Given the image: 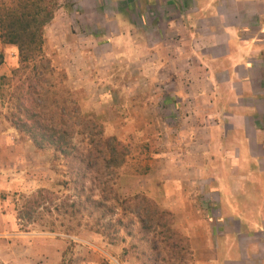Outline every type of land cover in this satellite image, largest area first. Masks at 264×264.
<instances>
[{
	"label": "crops",
	"instance_id": "obj_1",
	"mask_svg": "<svg viewBox=\"0 0 264 264\" xmlns=\"http://www.w3.org/2000/svg\"><path fill=\"white\" fill-rule=\"evenodd\" d=\"M73 2L82 33L86 31L92 39H106L108 42L103 44L111 47L112 56L117 55V42L133 45L139 36L144 44L132 52L139 56L136 69L146 73L152 65L161 74L155 83L159 93L145 104L130 105L118 119L113 107L108 108L115 136H144L148 141L177 136L174 151L155 156L152 171L157 172L162 188L148 193V197L171 199L165 195L170 187L176 197L193 170L201 176L199 182L205 183V191L217 196L208 188L211 176L201 173L205 167L219 165L222 176L226 165L212 163L203 155L201 160L193 161L188 151L210 147L218 132L225 139L219 147L223 153L239 136L249 159L239 162L240 154L233 148L232 156L242 173L247 167L253 170L257 189L264 191V0ZM9 47L15 50L0 41V66H5L3 72H7L0 79L11 76L6 65ZM0 116L6 121L5 112ZM1 117L0 264H62L66 241L33 235L17 221L11 191L19 187L14 178L22 172L20 165H25L30 149L25 152L16 130ZM26 145L35 150L33 145ZM215 212L217 227L211 228L215 232V257L206 261L264 264V210L259 213L260 220L250 225L225 219L219 209ZM220 240L228 251L222 260L217 256ZM235 246L240 250L236 258L231 255Z\"/></svg>",
	"mask_w": 264,
	"mask_h": 264
},
{
	"label": "rangeland",
	"instance_id": "obj_2",
	"mask_svg": "<svg viewBox=\"0 0 264 264\" xmlns=\"http://www.w3.org/2000/svg\"><path fill=\"white\" fill-rule=\"evenodd\" d=\"M59 3L60 7L54 20L45 29V54L51 59L55 69L66 75V85L74 92L82 111L93 114L103 126L105 135L117 138L128 151L126 162L114 180L118 201H115L114 193H106L109 198L114 199L109 201V204L123 207L122 199L146 196L159 208L174 215V228L189 239L191 253L182 252L178 255V248L175 254L169 255L165 252L158 257L152 252L148 242V238L154 237L153 233L142 234L137 220L132 215L123 223L126 229L120 230L115 236L112 234L111 237L95 233L91 220L66 215L64 212L70 205L75 203L79 206L82 201V182L86 183L88 189L94 187L93 195L97 197L101 195L107 183L112 185V178L101 177L93 184L90 179L94 176L90 174V179L82 180L75 173L78 168L77 161L54 159L52 153L38 151L35 147V150L27 149L26 143H33L19 136L25 152L29 149L30 151L25 165H20L22 172L14 178L19 187L11 191L13 206L16 209L15 203L20 201L22 196L31 195L39 189H47L52 193L47 204V209L51 212L44 211L42 221L28 225L23 230L36 236L66 241L67 250L62 264H168L166 261H170V257L173 258L172 264H179L180 256L186 264H213L209 261L215 257V232L213 233L211 228L217 227L216 209H219L225 219L242 220L249 225L260 220L259 213L264 210V191L257 189L253 170L250 171L247 167L242 173L243 170L237 167L238 162L232 156L233 148V151L240 154L239 162H246L249 157L245 145L237 136L234 144L228 145L227 151L223 153L219 147L221 140L225 139L218 132V135L214 136L216 142L210 147L202 150L195 147L188 151L193 161L201 160L204 156L207 160H212V163L220 161L221 165H226L222 176L219 175V165L205 167L201 173L204 177L211 176L212 183L208 188L216 192L217 196L209 195L205 191V183L199 182L201 176L193 170L188 181L183 184L184 190L180 194L177 193L176 197L171 194V187L170 191L165 192L166 197L171 199L148 197V193L162 188V182H157V172L152 171L156 162L155 156L174 151L177 136H159L153 141H148L144 136H115L112 134L113 125L110 127L112 120L109 118L108 108L113 107L118 119L124 116L123 112L127 111L130 105L145 104L159 93L155 83L161 74L156 73L152 65L148 67L151 70L146 73L136 69L139 56L138 53L135 55L132 52L134 49L139 51L140 46L144 44L139 36L134 39L133 45L125 46L124 41L117 42V55L112 56L111 47L103 44L108 42L106 39H92L86 31L82 33L81 18L77 16L73 0H59ZM8 49L10 51L7 53L6 65L12 71L18 62L17 50L12 47ZM4 68L5 66H0V77L3 76ZM5 111L6 109L0 106V113ZM2 120L4 121L3 118ZM4 122L10 126L8 122ZM83 148L84 146H80L81 151ZM162 170L159 168V171ZM88 194L87 192L86 195ZM139 206L140 211L146 208L144 203H138L132 208L127 204L124 209L131 212ZM57 208L60 212H56ZM211 210L214 212L211 213ZM120 213L121 210L116 211L113 219H119ZM51 230L54 232H49ZM218 245L220 248L217 250V256L222 260L228 251L221 240ZM238 251L240 252L235 246L231 255L236 258ZM207 259L209 261H206Z\"/></svg>",
	"mask_w": 264,
	"mask_h": 264
},
{
	"label": "trees",
	"instance_id": "obj_3",
	"mask_svg": "<svg viewBox=\"0 0 264 264\" xmlns=\"http://www.w3.org/2000/svg\"><path fill=\"white\" fill-rule=\"evenodd\" d=\"M59 7V0H2L0 3V41L5 46L15 47L18 58L11 76L0 79L5 120L19 136L30 140L36 150L50 152L54 159L77 161L75 173L82 180L90 179V174L94 176L90 179L93 184L101 177L112 178V185L107 183L97 197L93 195L94 187L88 189L82 182V201L79 206L70 205L64 212L66 215L91 220L93 231L107 237L126 229L123 223L132 215L142 234L153 233V238H147L158 257L165 252L175 254L178 248V255L191 253L189 239L174 228V215L146 196L122 199L121 208L109 204L114 199L106 193H114L118 201L114 180L126 162L128 151L117 138L105 135L103 126L93 114L82 111L74 92L66 85V75L57 71L45 54V29L54 20ZM80 146H84L83 151ZM51 194L47 189H39L22 196L16 203L17 221L22 229L42 221L44 211L51 212L47 209ZM138 203H144L146 208L140 211L139 206L131 212L124 209L127 204L132 208ZM119 210L120 218L114 220ZM56 212L60 210L57 208ZM180 257L179 264H186ZM172 259L163 260L172 264Z\"/></svg>",
	"mask_w": 264,
	"mask_h": 264
}]
</instances>
